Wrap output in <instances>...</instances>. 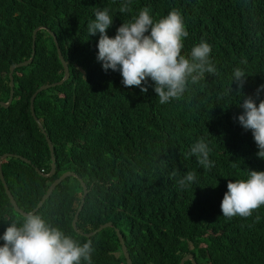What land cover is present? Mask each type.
<instances>
[{"label":"trees","instance_id":"obj_1","mask_svg":"<svg viewBox=\"0 0 264 264\" xmlns=\"http://www.w3.org/2000/svg\"><path fill=\"white\" fill-rule=\"evenodd\" d=\"M124 2L0 0V100L10 97L11 64L32 56L33 32L41 27L33 62L14 72L13 102L9 107L0 104V157L14 154L2 161L12 194L29 212L64 172L76 171L83 177L89 192L78 229L88 233L108 222L113 225L90 236L76 231L73 220L82 187L74 175L68 177L74 184L64 186L62 181L60 190L53 191L35 213L81 244L90 239L93 264H128L117 228L133 264H179L188 254L199 264H264V208L259 231L231 218V241L207 246L220 220L228 221L220 211L229 180L248 177L250 170H264L252 131L245 130L238 120L246 99L251 97L257 105L264 100V90L258 93L264 85V0H131V10L121 13ZM144 7L150 8L154 20L173 8L182 12L189 33L182 55L189 56L201 39L212 45L211 59L217 73H206L199 83L188 85L187 93L176 102L160 104L150 78L146 93L138 86L127 89L117 80L109 84L110 74L95 60L100 34L90 37L87 25L95 19L96 10L109 9L113 25L107 35L114 38L117 29ZM50 30L58 36L71 70L63 85L43 90L34 103L54 145L57 168L52 177L37 169L43 168L45 173L51 170V149L43 131L33 126L36 121L30 104L40 86L64 76ZM235 67L246 73L242 88L233 82ZM52 100L56 101L49 106L59 108L46 115ZM84 106L85 117L81 111ZM140 107L159 119L174 118L190 107L194 111L165 125L169 134L161 140L168 145L155 151L154 142L135 136ZM207 115L211 116L199 118ZM87 131L94 134L87 135ZM83 135L87 143L101 142L98 153L89 150ZM201 138L212 149L215 166L205 170L188 162L180 169L186 150ZM173 170L178 173L175 179L170 178ZM189 171L196 173V180L181 189L177 180ZM23 217L11 204L0 178V237L12 221L20 223ZM4 243L0 239V246ZM185 264L193 263L188 260Z\"/></svg>","mask_w":264,"mask_h":264},{"label":"clouds","instance_id":"obj_2","mask_svg":"<svg viewBox=\"0 0 264 264\" xmlns=\"http://www.w3.org/2000/svg\"><path fill=\"white\" fill-rule=\"evenodd\" d=\"M130 4L131 0H125L119 11L121 13L130 11ZM181 13L178 8H173L165 17L154 20L150 14V8L144 7L138 15L132 17L131 21L124 22L112 38L107 35V30L113 25V17L109 14V9H97L94 13L95 19H92L87 27L90 37L100 34L97 45L98 55L95 60L103 72L110 74L109 84L117 80L127 89L138 86L142 92L146 93L150 78L154 82V91L158 94L159 103L168 104L180 100L187 93L188 85L199 83L205 78L206 73L215 75L217 68L211 59L212 45L206 40L201 39L197 42L189 56L181 54L189 35ZM244 63L246 64L247 61ZM69 72V77L65 79L64 71L61 79V81L64 80L63 83L56 86L63 85L70 78V67ZM246 77L242 68L233 69V82L235 81L241 88ZM56 82L60 80L52 83ZM261 90H264V85L260 86L258 93ZM54 101L56 100H52ZM242 107L244 112L238 117L239 123L245 130L252 131L259 149L257 155L264 159V100L257 105L255 100L249 97L243 102ZM81 111L82 116L85 117L86 107L84 106ZM193 111L194 108L190 107L174 118L159 119L154 113L148 114L140 107L134 124L135 136L154 142L157 145L154 150L159 151L168 145L161 140L162 135L169 134L165 125ZM210 116H199V118L205 120ZM42 127L47 141L49 139L51 141L46 128ZM40 130L42 131V128ZM90 134L94 133L87 131V135ZM82 138L85 141L86 136L83 135ZM211 151L208 143L203 138L199 139L186 150V158L181 161L180 169L188 162L202 166L205 170L211 169L215 166ZM40 171L43 174L49 173H45L43 168ZM70 172L72 174L67 176L74 175L81 181L82 190L79 191L81 203L78 212L81 204L83 206L85 204L89 188L83 177L76 171L70 170ZM177 175V171L173 170L170 178L175 179ZM195 180L196 173L189 171L177 180V184L181 189H185ZM227 188L228 191L221 202L220 213L228 221L221 222L219 219L220 226L207 241V246L213 242L225 244L231 241V218L235 219L238 225L245 224L251 231L261 229L263 213L260 211L264 208V170H250L248 177H242L235 182L229 180ZM76 231L88 236L96 234H90L96 230L84 233L78 227ZM0 239L5 241L4 245L0 246V264H81L82 260L86 264H93L91 254L94 248L90 239L81 244L66 235L59 227L53 226L41 214L32 211L23 217L22 222L12 221L11 226L6 229Z\"/></svg>","mask_w":264,"mask_h":264},{"label":"water","instance_id":"obj_3","mask_svg":"<svg viewBox=\"0 0 264 264\" xmlns=\"http://www.w3.org/2000/svg\"><path fill=\"white\" fill-rule=\"evenodd\" d=\"M41 29V27H37L34 31V39H33V51H32V56L28 59V60H25V61H22V62H19V63H14L11 67V87H12V90H11V95H10V98L8 101H2L0 100V104L4 107H9L10 104L13 102V99H14V93H15V81H14V76H13V72L14 70L17 68V67H22V66H26V65H29L30 63L33 62L34 60V57H35V54H36V41H37V33L38 31ZM50 33L52 34L54 40H55V43H56V46H57V50H58V54H59V57L62 61V64H63V67H64V71H65V79H67L70 75V72H69V67H68V62L67 60L65 59L64 57V54L62 52V49L60 47V44H59V40L57 38V35L54 31H51L50 30ZM64 80L60 81V82H56V83H49V84H45V85H42L41 87H39L37 89V91L32 95L31 97V100H30V103H31V110H32V113H33V116L35 115V108H34V103H35V100L37 98V95L42 92L43 90H46L50 87H53V86H56L58 84H61L63 83ZM48 144L50 146V149H51V157H52V169H51V173H48V174H45L46 176H51V175H54L55 174V171H56V167H57V158L55 156V151H54V146L52 144V142L50 141V139L48 140ZM14 154H9V153H5L3 155H1L0 157V178L2 180V183L4 185V188L6 190V193L7 195L9 196L10 198V201H11V204L14 206L15 210L22 214V215H26L28 212L23 210L17 203L14 195L12 194L9 186H8V183L6 181V178H5V175H4V172H3V168H2V161L3 159H5L6 157L8 156H12ZM15 156L17 157H20L21 159L23 160H26V161H29L28 159H26L25 157L21 156V155H17L15 154ZM38 169V172L42 173V171H40L39 168ZM43 174V173H42ZM72 174V172L68 171L63 177H66L67 175H70ZM61 181V178L58 177L56 179V183L52 186V188H50V190L42 197L41 201L39 202L38 206L34 209L33 212H36L42 205L43 203L48 199V197L51 195L52 191L54 190V187ZM84 185V188H85V184ZM87 191L85 190V193ZM83 207V204H81L80 208H79V211L76 213L75 217H74V220H73V225L75 227V229H77V221H78V214L80 212V210L82 209ZM109 225H113L112 222H108V223H105L103 225H101L96 231L90 233V234H94V233H97L98 231H100V229H103L104 227L106 226H109ZM117 231H118V235H119V238H120V241L122 243V247H123V251L125 253V256H126V259H127V262L128 264H133V261L131 259V256H130V252L128 250V247H127V244L125 242V239L123 237V234L122 232L120 231L119 228H117ZM188 260H191L193 264H198L197 260L195 259L194 255L193 254H188L186 256H184L182 258V260L180 261L179 264H185L186 261Z\"/></svg>","mask_w":264,"mask_h":264},{"label":"rangeland","instance_id":"obj_4","mask_svg":"<svg viewBox=\"0 0 264 264\" xmlns=\"http://www.w3.org/2000/svg\"><path fill=\"white\" fill-rule=\"evenodd\" d=\"M35 31V30H34ZM33 39H34V32H33ZM12 65L13 64H11V66H10V68H9V83H10V87H11V67H12ZM16 70V69H15ZM15 70H14V72H15ZM14 72H13V76H14ZM15 81V80H14ZM61 81V80H60ZM41 87V86H40ZM11 90H12V87H11ZM11 90H10V95H11ZM37 91V90H36ZM35 91V92H36ZM34 92V93H35ZM33 93V94H34ZM32 94V95H33ZM32 97V96H31ZM10 98V97H9ZM9 100V99H8ZM31 100V99H30ZM51 103H52V101L51 102H49L47 105V108H46V115H47V113H48V115H50V110H53V109H56V108H59V107H50L49 105H51ZM34 118H35V123L33 124V126H34V128L35 129H39V128H42V131L44 132V128L42 127V126H44L46 129H47V127H48V125H47V123L45 122V120L43 119V118H40V117H38L37 115H34ZM78 126L79 125H77V128H78ZM45 133V132H44ZM87 144V143H86ZM87 146H88V148H89V150L90 151H92V152H94V153H98V150H99V148L102 146V144L98 141V140H96L95 142H93L92 144H87ZM51 169H52V157H51ZM49 173H51V170L49 171ZM67 173V171L66 172H64L61 176H60V178H61V181L54 187V190L53 191H59L60 190V188H58V185L60 184V183H62V181L64 182L63 183V185L64 186H68V185H71V184H74V179L73 178H68L69 176H67V177H63L65 174ZM44 176H45V174H43ZM53 175H51L50 177H52ZM48 181H50V180H48ZM56 183V180H54L51 184H50V186L47 188V191H46V193L50 190V188H52V186L54 185ZM70 187V186H69ZM64 188V187H63ZM71 189H72V187H71ZM52 191V192H53ZM45 193V194H46ZM44 194V195H45ZM52 194V193H51ZM43 195V196H44ZM49 198V197H48ZM83 200V199H82ZM39 204V203H38ZM34 210H32V212H33ZM102 229H100V231H101Z\"/></svg>","mask_w":264,"mask_h":264}]
</instances>
